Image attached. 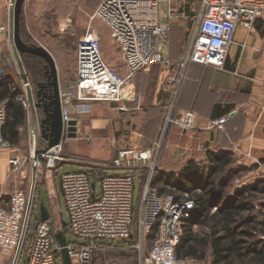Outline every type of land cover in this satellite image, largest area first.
Wrapping results in <instances>:
<instances>
[{
  "label": "built area",
  "instance_id": "1",
  "mask_svg": "<svg viewBox=\"0 0 264 264\" xmlns=\"http://www.w3.org/2000/svg\"><path fill=\"white\" fill-rule=\"evenodd\" d=\"M263 14L264 0H102L77 41L75 82L65 90L60 89L64 131L69 120L90 112L92 101L115 102L120 110H125V102L135 100L134 76L154 64L171 63L163 55V48L168 45L169 21L184 19L189 22L190 40L186 53L170 80L177 88L185 78L188 63L222 69L229 47L235 43L236 29L250 30ZM95 18L106 25L109 38L119 47L122 68L105 62L101 37L91 24ZM6 32L8 26H0V34ZM240 46L245 48L243 43ZM122 69L124 73L120 77L119 70ZM74 98L78 102L73 104ZM234 114L236 110L210 119L208 125L220 130ZM196 119L197 115L192 111L170 112L165 125H174L181 133H186L196 127ZM5 122L6 101H0L1 149L10 148L2 134ZM60 146L54 154L37 156L33 146L28 157H9L8 164L13 171L22 173L29 161L34 172L41 164L40 155L53 165ZM160 147V143L155 142L145 148L119 149L110 160V168L123 173L103 174L100 171L105 168L90 167L60 174L69 216L65 226L72 235L83 240L82 243L66 240L71 260L75 257L77 264H91L92 253L100 241L126 240L134 230L141 241L155 230L147 254L139 264H188L176 257V246L182 224L190 217L194 202L186 193L179 198L172 194L160 196L152 187L151 177L157 169ZM138 175L141 176L139 199L135 204V177ZM30 186L28 192L0 190V251L12 255V264L18 262L33 215L34 173ZM56 231L57 226L50 219L40 221L38 217L35 230L30 234L26 264H62V247ZM64 232L66 236L65 227ZM135 247L140 249L139 244Z\"/></svg>",
  "mask_w": 264,
  "mask_h": 264
},
{
  "label": "crops",
  "instance_id": "2",
  "mask_svg": "<svg viewBox=\"0 0 264 264\" xmlns=\"http://www.w3.org/2000/svg\"><path fill=\"white\" fill-rule=\"evenodd\" d=\"M11 2L12 0H0V26L6 24L8 26ZM25 5L26 0L23 7ZM261 23L257 19L250 30L242 27L236 29L235 43L229 47L222 69L188 63L185 78L177 88L170 80L179 68L178 63L185 56L186 49L184 52L174 51L173 46L168 43L167 47L163 48V52L166 49L163 55L171 63L154 64L134 76L132 83L135 100L126 101L125 110H120L115 102H91L90 112L74 117L77 120L76 137L73 139L65 137L60 150L65 146L66 151L77 161L110 160L121 148L151 146L159 132L160 135L163 133L165 118L170 112L175 114L178 111H192L197 115L196 127L193 130L181 133L176 126L168 125L167 149L164 154L163 150L157 153L160 170L166 173L176 170V165H172L178 159V149L175 148L180 147L184 149L182 156L185 154L186 160H198L197 157L201 154L204 156L208 150L219 149L230 150L238 163H253L263 159L264 25ZM2 35L5 33L0 34V55L5 46ZM242 43L245 44L244 49L240 46ZM113 44L121 59L119 47ZM11 59L10 67L13 63L18 66L13 54ZM2 65L6 63L0 56V68ZM0 76L5 77L4 74ZM60 89L63 90L61 85ZM22 103L25 107V116L28 117L25 121L26 119L29 121L27 95L26 103L25 101ZM233 110H236V114L226 121L222 129L209 127L210 119L228 115ZM42 116L41 109L40 119ZM141 116L143 120L140 119ZM22 127L18 128L20 135L16 144H11L4 138L9 142L10 148H0V190L6 192L15 189L22 180L17 174H13L7 161L12 156L25 157L19 151ZM177 131L179 134H185V138H175L174 134ZM71 139L75 140L74 150L69 148ZM97 151H100V154ZM89 168L80 165L79 169ZM103 170L101 169L100 173ZM140 175L137 176L139 179ZM151 243V235L140 241L135 230L126 240L100 241L92 253L91 264H139V260L146 256ZM137 244L140 245V249L135 247ZM188 246L190 242L186 248ZM186 248L180 253L183 260L188 264H202L197 258L190 257Z\"/></svg>",
  "mask_w": 264,
  "mask_h": 264
},
{
  "label": "rangeland",
  "instance_id": "3",
  "mask_svg": "<svg viewBox=\"0 0 264 264\" xmlns=\"http://www.w3.org/2000/svg\"><path fill=\"white\" fill-rule=\"evenodd\" d=\"M101 1L102 0H26V5L25 7H23L22 25L24 34L26 36V41H24L27 43L33 42L42 45L50 51L57 66L60 85L64 90L67 89L69 85H72L73 83H69L72 79H75V49L77 41L87 29V26L90 23V17ZM258 20L262 22L261 25L263 26L264 14L262 15V17H259ZM91 24L101 37V52L104 60L109 65L114 66L115 68H122L123 63L115 49L113 42L109 38V31L106 25L96 18L91 21ZM167 24L169 28L167 36L168 43L173 46L174 51L178 50L180 52H184L190 40L188 32L189 22L184 19H177L174 21H169ZM2 36L4 37L3 43L5 42V46L1 51L0 56L4 58V62L6 63V65H2V67L0 68V74H4L5 77L3 78L12 80L15 88L19 90L20 99L22 101L24 100L26 103V89L25 87H23V89L20 90L18 87L19 84H22L21 77L18 75L19 67L16 65V63H13L12 67H10L11 65L9 64L12 60V54L14 55L15 60L17 59V61L19 55L14 52L15 50L12 47L9 34L6 32L5 35ZM8 40L10 41V43H8ZM165 52L166 49L164 50L163 54ZM20 60L27 75H31V71L27 66L28 63H25L22 56L20 57ZM8 71H10V74H8ZM119 73L120 77H122L124 71L119 70ZM36 88L37 86L35 85V82L32 81L31 87L28 89L29 101L36 100ZM77 102L78 101L75 98L72 100L73 104ZM28 109L30 118L29 121L28 119H26L22 127L20 136L21 143L19 144V151L27 157L29 156L33 148L34 140L35 149H39L44 146V140L40 136V112L37 111L38 109H36L35 107L32 108L31 105L28 106ZM79 115H76L75 117H79ZM140 119L143 120V116H141ZM167 128L168 125H166V129L164 125L163 133L160 135L159 132L156 139L152 143L153 145L155 142H159L161 146L159 151L163 150L162 153L166 151L165 149H167L168 145V142L166 141ZM184 135L185 134H179V131H177V133L174 134V137L177 139H184ZM72 139L70 140L69 145L70 150H74L75 140ZM175 149H178V159L173 162L172 166L176 165V170H174V172L178 173L189 159H185V154L182 156L184 149H182L181 147ZM97 152L100 154V151ZM197 158V162L203 165H207L205 155L202 156L201 154ZM39 160L41 161V164L36 168L34 172L31 170V163L29 161L26 162L24 166L25 170L22 173L21 171H13L12 167L10 166L13 174H17L18 177L22 178V180L21 178H18V180H21V182L17 185V187H15V189H23L28 192L31 187L30 180L32 179L34 173V198L32 204L33 215L31 216V223L29 224L28 234L26 236L25 244L23 246L17 264H26V250L30 241V234H33L35 230V224L39 217L40 203H43L48 207V209L50 210L49 219L56 226H59L60 220L64 222H68L69 220L64 196L59 189L60 174L66 171L79 170L80 165H85L92 168H109L111 159L96 161L85 159L77 161L66 151V148L64 146L59 151L58 157L57 159H55L53 165L49 164L46 157L43 155L39 156ZM233 160L235 165L243 166L244 168L234 177L230 186L226 190V194H231L236 189L244 185H249L259 179L264 178V158L259 159L257 162L253 163H238L234 159V157ZM156 162L157 166H160V163H158L159 161ZM123 172L124 171L119 169H104L102 173L108 174ZM96 189L97 193H99L100 185L98 180L96 181ZM139 189V178L136 176L134 190L135 204L139 199ZM11 190H14V188ZM254 196L255 197L252 198L254 209L252 210V212H244L243 215L245 216L254 214L258 222H261L262 220H264V190L254 193ZM258 228L259 230H264V228H262L260 224L258 225ZM65 231L66 240L68 242H83L82 239L72 235L69 232L67 226H65ZM204 231L205 230L203 228L197 226L194 228V232L199 234V236H201ZM256 239H258V241H264V234L262 232H258L256 234ZM204 250V259L198 260H200L199 262L202 264H210L209 248L206 247ZM72 263L77 264V260L75 257H72ZM0 264H12V255L0 252Z\"/></svg>",
  "mask_w": 264,
  "mask_h": 264
},
{
  "label": "trees",
  "instance_id": "4",
  "mask_svg": "<svg viewBox=\"0 0 264 264\" xmlns=\"http://www.w3.org/2000/svg\"><path fill=\"white\" fill-rule=\"evenodd\" d=\"M22 19L21 15L20 34L26 41ZM22 58L31 71L30 83L34 81L37 86L44 81L45 62L30 54H23ZM19 97L12 80L0 77V101H6L2 134L11 144L17 143L18 128L24 125L26 118ZM205 157L207 165L189 159L178 173H166L157 166L151 177V185L160 196L172 194L179 198L186 193L194 202L190 217L182 224L176 257L184 259L180 253L190 242L186 248L190 257L204 259L207 247L210 264H264V241L256 239L258 232L264 234V230L258 228L259 224L264 228V220L258 222L254 214L243 215L254 209L252 198L254 193L264 190V178L226 194L232 180L244 167L235 165L233 154L227 149L208 150ZM196 226L205 230L201 236L194 232Z\"/></svg>",
  "mask_w": 264,
  "mask_h": 264
},
{
  "label": "water",
  "instance_id": "5",
  "mask_svg": "<svg viewBox=\"0 0 264 264\" xmlns=\"http://www.w3.org/2000/svg\"><path fill=\"white\" fill-rule=\"evenodd\" d=\"M25 0H12L10 5V19L8 23V32L14 52L19 55L18 75L21 77L22 84L18 87L23 89V83L26 84V93L29 105L36 109L41 107L43 116L39 120L40 136L44 140V146L34 150V155L37 156L40 153L54 154L55 150L61 145L65 137L74 138L77 135V120L71 119L67 123L66 130L64 131L63 121L61 117V97H60V85L58 70L54 60V57L50 51L39 44L25 42L20 34L21 15L23 12V5ZM23 54H30L40 57L44 62L45 80L37 84L36 100L29 101L30 86L29 77L22 66L20 57ZM43 97H41L42 91ZM32 99V98H31ZM35 143V140H34ZM94 187V183L92 184ZM59 189L63 195L61 182L59 181ZM50 218V210L43 203L39 206V220L45 221ZM66 222L60 220L59 226H57L56 237L59 245L62 247L60 251L61 263L72 264L71 256L66 248V236L64 227Z\"/></svg>",
  "mask_w": 264,
  "mask_h": 264
},
{
  "label": "flooded vegetation",
  "instance_id": "6",
  "mask_svg": "<svg viewBox=\"0 0 264 264\" xmlns=\"http://www.w3.org/2000/svg\"><path fill=\"white\" fill-rule=\"evenodd\" d=\"M36 90H37V88L35 89V93H36ZM45 90H46V89H44V91H42V93H41V97H43V93L45 92ZM35 95H36V94H35ZM36 99H37V97H36ZM37 109H38V110H39V112H40L42 108H41V107H39V108H37Z\"/></svg>",
  "mask_w": 264,
  "mask_h": 264
},
{
  "label": "bare ground",
  "instance_id": "7",
  "mask_svg": "<svg viewBox=\"0 0 264 264\" xmlns=\"http://www.w3.org/2000/svg\"><path fill=\"white\" fill-rule=\"evenodd\" d=\"M33 146L35 147V143H34V142H33ZM34 147H33V148H34ZM33 148H32V149H33Z\"/></svg>",
  "mask_w": 264,
  "mask_h": 264
}]
</instances>
